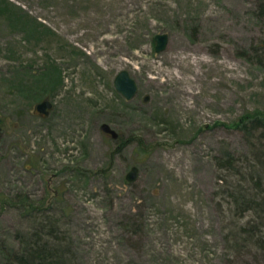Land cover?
I'll return each mask as SVG.
<instances>
[{
  "label": "rangeland",
  "instance_id": "obj_1",
  "mask_svg": "<svg viewBox=\"0 0 264 264\" xmlns=\"http://www.w3.org/2000/svg\"><path fill=\"white\" fill-rule=\"evenodd\" d=\"M263 3L0 0V262L28 200L65 215L75 264H264V249L229 253L216 160L241 168L259 146L241 127L264 115Z\"/></svg>",
  "mask_w": 264,
  "mask_h": 264
},
{
  "label": "trees",
  "instance_id": "obj_2",
  "mask_svg": "<svg viewBox=\"0 0 264 264\" xmlns=\"http://www.w3.org/2000/svg\"><path fill=\"white\" fill-rule=\"evenodd\" d=\"M241 130L246 131L252 145L254 141L259 144L257 151L251 147L252 158L246 157L241 168L238 166L241 158H236L229 152L225 163V155L216 158L221 171L228 170L230 174L228 179L220 174L219 180L224 181V185L220 187H225V192L232 199L227 206L235 217V222L229 223V253L233 255L242 248L246 249L248 245L250 250L264 249V115H250ZM12 205L19 212L17 247H7L0 264H75L71 238L66 229V223L69 225V222H64L61 218L65 215L58 217L57 213L49 209L40 212V208L28 200ZM64 211L65 208L62 213ZM35 212H39L38 217L34 215ZM53 213L54 218H58L52 219ZM247 213H253V216L243 222ZM241 222L243 225H239Z\"/></svg>",
  "mask_w": 264,
  "mask_h": 264
},
{
  "label": "water",
  "instance_id": "obj_3",
  "mask_svg": "<svg viewBox=\"0 0 264 264\" xmlns=\"http://www.w3.org/2000/svg\"><path fill=\"white\" fill-rule=\"evenodd\" d=\"M156 40V53L164 52L169 43L168 34H158L155 37ZM115 86L119 93H121L126 99H132L138 92L136 82L131 78L128 71L120 72L115 79ZM148 98H145L147 100ZM52 105L47 100L37 105V111L40 114L48 115V109H51ZM102 131L117 139L118 134L108 124H103ZM139 170L137 167H133L127 174L126 179L128 182H133L138 178Z\"/></svg>",
  "mask_w": 264,
  "mask_h": 264
},
{
  "label": "bare ground",
  "instance_id": "obj_4",
  "mask_svg": "<svg viewBox=\"0 0 264 264\" xmlns=\"http://www.w3.org/2000/svg\"><path fill=\"white\" fill-rule=\"evenodd\" d=\"M91 54H92V57H95V54H94V53H91ZM99 63L101 64L102 62H99ZM46 100H47L49 103H51V102L49 101L48 98H45L42 102H44V101H46ZM42 102H40V103H42ZM40 103H39V104H40ZM37 105H38V104H37ZM51 105H52V103H51ZM36 107H37V106H36ZM51 108H52V107H51ZM49 110H51V109H48V111H49ZM111 137H112V136H111Z\"/></svg>",
  "mask_w": 264,
  "mask_h": 264
},
{
  "label": "flooded vegetation",
  "instance_id": "obj_5",
  "mask_svg": "<svg viewBox=\"0 0 264 264\" xmlns=\"http://www.w3.org/2000/svg\"><path fill=\"white\" fill-rule=\"evenodd\" d=\"M110 136V135H109Z\"/></svg>",
  "mask_w": 264,
  "mask_h": 264
}]
</instances>
